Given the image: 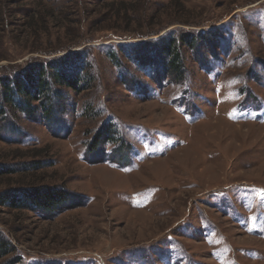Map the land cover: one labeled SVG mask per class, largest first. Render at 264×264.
Returning a JSON list of instances; mask_svg holds the SVG:
<instances>
[{"label": "rangeland", "instance_id": "rangeland-1", "mask_svg": "<svg viewBox=\"0 0 264 264\" xmlns=\"http://www.w3.org/2000/svg\"><path fill=\"white\" fill-rule=\"evenodd\" d=\"M1 2L0 76L48 63L65 110L53 125L44 97L7 110L0 194L74 197L55 211L0 202V264H264V0ZM184 32L178 78L161 41ZM73 56L62 71L83 62L79 91L49 66Z\"/></svg>", "mask_w": 264, "mask_h": 264}, {"label": "trees", "instance_id": "trees-1", "mask_svg": "<svg viewBox=\"0 0 264 264\" xmlns=\"http://www.w3.org/2000/svg\"><path fill=\"white\" fill-rule=\"evenodd\" d=\"M0 0V4H1ZM52 13H50L51 15ZM52 17V16H51ZM32 24H29L31 27ZM182 45L189 44L191 47L194 46V36L189 35L187 33H182L180 38L176 39H167L164 38L161 41V53H168L167 64L168 67L173 70V73L176 77L180 78L183 74L182 69V58L179 52V48ZM142 51L141 54H143ZM138 52H132L133 56L137 57ZM114 58V57H113ZM138 58V57H137ZM159 58V57H158ZM84 61V59L80 56H73L65 59L61 58L55 62L49 63L53 70L52 77L54 78L55 84L59 86H65L71 88L75 91H79V81L76 80V77L79 78L80 72L84 71V65L82 62V66L78 68L79 72H65L63 73V69L69 66L75 67V61L77 60ZM83 59V60H82ZM139 61V59H138ZM73 62V63H72ZM117 62V61H116ZM48 63H37L33 67V69H28L21 74L15 73L14 75L0 76V121L7 122V110H21L22 113H26L30 115V113L34 110L33 101L39 100L44 97V101L42 102V116L44 121L48 124L53 125L56 124L60 120V116L65 110L64 102L58 101L56 102L57 107L52 104V98L47 96L48 92H52L51 84L47 82L44 78L46 74V69ZM154 67V65H151ZM70 73V74H69ZM36 74V75H35ZM74 74V75H73ZM90 78L88 79V82ZM83 82H88L84 78ZM27 84H31L35 91L31 92L29 86ZM36 92V93H35ZM43 94H45L43 96ZM25 114V115H26ZM9 123V122H8ZM11 132L17 133L18 128L9 123ZM6 127V123L2 126ZM106 136V137H105ZM111 137L110 130L105 133V131L97 134L96 139L91 143V147L89 144V151L94 150L95 148L100 146L102 140L104 138ZM38 165L39 161L34 163V166ZM11 168H7L3 165H0V174L10 173ZM2 172V173H1ZM27 188V189H26ZM74 194L65 192L64 189L58 190L56 188H51L48 186L42 185H30L25 188H19L14 190L4 191L0 194V202L3 204H7L10 206H30V208H39L45 211H55L59 209L64 202L70 199H73ZM10 244L8 242H4L0 240V255H5L10 250ZM9 264V263H8Z\"/></svg>", "mask_w": 264, "mask_h": 264}, {"label": "bare ground", "instance_id": "bare-ground-1", "mask_svg": "<svg viewBox=\"0 0 264 264\" xmlns=\"http://www.w3.org/2000/svg\"><path fill=\"white\" fill-rule=\"evenodd\" d=\"M182 167V166H181ZM184 170V169H183Z\"/></svg>", "mask_w": 264, "mask_h": 264}]
</instances>
